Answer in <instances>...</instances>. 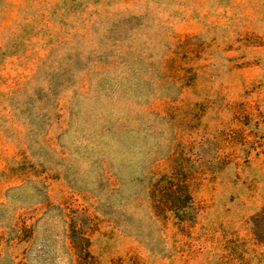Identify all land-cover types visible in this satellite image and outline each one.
I'll return each instance as SVG.
<instances>
[{"label":"rangeland","instance_id":"374dc122","mask_svg":"<svg viewBox=\"0 0 264 264\" xmlns=\"http://www.w3.org/2000/svg\"><path fill=\"white\" fill-rule=\"evenodd\" d=\"M0 264H264V0H0Z\"/></svg>","mask_w":264,"mask_h":264},{"label":"trees","instance_id":"16d2710c","mask_svg":"<svg viewBox=\"0 0 264 264\" xmlns=\"http://www.w3.org/2000/svg\"><path fill=\"white\" fill-rule=\"evenodd\" d=\"M180 188H182V187H180ZM186 198H187V194H185L184 195V200H186ZM177 201H178V199H177ZM175 205H177L176 203H175ZM161 205L159 204V203H155V208H157V207H160Z\"/></svg>","mask_w":264,"mask_h":264}]
</instances>
